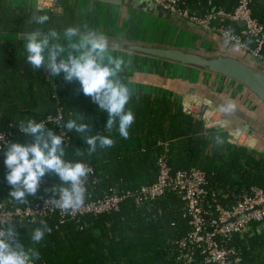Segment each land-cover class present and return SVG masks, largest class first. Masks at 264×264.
<instances>
[{
  "label": "trees",
  "instance_id": "1",
  "mask_svg": "<svg viewBox=\"0 0 264 264\" xmlns=\"http://www.w3.org/2000/svg\"><path fill=\"white\" fill-rule=\"evenodd\" d=\"M237 5L238 0H180L179 7L189 15L204 18L219 11L231 13ZM248 6L252 18L264 27V5L249 0ZM38 15H47L48 20L39 24L33 12L23 5L0 0V132L8 134L9 142H32L20 133L17 126L21 120L44 121L46 128L59 133L63 129L58 124L79 113L85 123H90L89 134L109 135L114 141L111 147H98L89 153L81 135L65 134V159L83 161L92 170L87 176V188L93 198L101 197L110 188L125 193L152 184L157 176L156 162L162 155L172 172L195 168L205 173L208 203L231 206L251 189H264V155L243 146L213 142L203 121L184 112L178 102L167 96L130 92L126 110L130 109L135 119L128 138L121 137L115 125L106 129L107 114L80 91V85L54 87L45 69L30 66L17 42L9 37L35 29L61 35L70 26L82 31L87 28L98 32V28L83 20L76 7L67 5L61 15ZM220 24L237 35L241 33L237 23H212L216 27ZM144 35L146 31L133 24L121 33L127 40H141ZM242 40L253 46L251 39L242 36ZM196 86L192 89L204 95ZM57 116L58 123L50 121ZM252 133L257 135V129ZM6 172L1 156L0 198L11 199ZM59 184L58 176L48 172L36 195L28 196L23 204L13 201L22 207L33 205L40 196L55 195L52 189ZM42 221L50 231L38 244H33L30 236L41 221L14 224L21 242L39 252L36 264H173L178 242L191 231L190 218L174 193H166L143 206L127 199L117 212L87 217L79 223H59L57 217ZM259 226L262 229L254 227L249 234L232 236L226 243V248L236 251V264H264V223Z\"/></svg>",
  "mask_w": 264,
  "mask_h": 264
},
{
  "label": "clouds",
  "instance_id": "2",
  "mask_svg": "<svg viewBox=\"0 0 264 264\" xmlns=\"http://www.w3.org/2000/svg\"><path fill=\"white\" fill-rule=\"evenodd\" d=\"M35 19L43 24L48 16L38 15ZM24 41V55L30 66L47 69L52 76L63 74L67 82L76 80L80 91L91 97L99 110L107 114L106 129L111 130L115 125L119 135L128 138V130L135 119L133 112L126 110L130 90L118 75L123 60L109 51L104 34L72 26L64 30L63 36L54 31L46 34L35 29L24 36ZM231 107L229 105V109ZM58 125L63 129L59 133L46 128L44 121L35 119L21 120L16 125L20 133L30 137L32 142H8L4 151L5 180L11 188L9 197L12 200L26 203V198L36 195L41 187L42 177L54 172L60 184L52 189L56 195L52 203L65 211L83 205L90 168L83 161L65 159V134L74 132L81 135L89 153L98 147H111L114 141L109 135L89 134L90 123H85L79 113ZM40 225L31 232L33 244H38L50 231L46 222L41 221ZM18 235L13 223L0 230V264H36L39 252L35 247H26Z\"/></svg>",
  "mask_w": 264,
  "mask_h": 264
},
{
  "label": "built area",
  "instance_id": "3",
  "mask_svg": "<svg viewBox=\"0 0 264 264\" xmlns=\"http://www.w3.org/2000/svg\"><path fill=\"white\" fill-rule=\"evenodd\" d=\"M150 1L211 32L226 42L238 46L244 55L254 59L264 69V55L262 54L264 27L252 18L248 6L249 0H238L237 7L231 13L219 11L208 14L204 18L189 15L187 11L179 7L180 0ZM36 6L40 12L64 13L62 0H37ZM214 21L220 23L243 22L244 27L240 35H237L221 24L217 27L213 26ZM242 36L251 39L253 46L244 43ZM210 104L212 105V103ZM210 104L201 97L186 94L180 105L184 112L197 119H199L201 109L204 107L205 111L201 121H203L205 129L208 130L215 127L213 125L214 111ZM193 106L199 108L197 113L192 111ZM214 110L222 114L219 109L215 108ZM222 118L221 122L228 121L224 116ZM59 120V116L50 119L53 123H58ZM206 123H209L211 127L207 126ZM238 131L240 132V130L227 132L240 134ZM0 136H3L0 137L1 157L6 151L9 137L4 132H0ZM248 141L250 139H247ZM247 142L245 143L247 144ZM242 146L250 149L247 145ZM156 166L155 181L152 184L143 185L133 192L120 193L117 189L110 188L101 197L93 198L88 191V178H86L84 203L78 209L67 211L59 209L52 203L56 195L40 196L33 205L26 207L17 205L9 198H0V230L4 229L8 223L25 225L49 217H57L59 223L66 221L79 223L87 217L117 212L121 204L127 199L133 200L136 206H143L163 197L166 193H174L181 199L185 214L190 218L191 231L178 242V253L173 264H236L238 261L236 251L226 248L225 245L232 236L243 237L249 234L254 227L264 223V189L257 187L251 189L249 193L243 195L231 206H223L217 202L208 203L206 202L208 194L204 187L206 175L203 171L194 168L189 171L172 172L166 163L165 155L158 158ZM89 174H92L91 169Z\"/></svg>",
  "mask_w": 264,
  "mask_h": 264
},
{
  "label": "crops",
  "instance_id": "4",
  "mask_svg": "<svg viewBox=\"0 0 264 264\" xmlns=\"http://www.w3.org/2000/svg\"><path fill=\"white\" fill-rule=\"evenodd\" d=\"M11 3H17L23 5L28 10L33 12V7L35 5V0H4ZM77 1L78 0H71ZM258 3L264 5V0H255ZM84 5L91 4L92 6H106L103 4L96 3H87L82 2ZM115 10H122L125 12V15L134 16L136 15V19L142 18V20H153L158 23L163 24V30L161 29L157 33H152V40H143L146 42L163 44L168 46L182 47L199 51H222L226 53H231L238 57L244 58L252 63H255L254 59L248 58V56L244 55L241 49L238 46L232 45L225 40L221 39L216 35L206 34L204 32L198 33H188L175 27L166 24L162 21H157L151 17H147L141 13L136 11L126 10L124 8L112 7ZM39 13H42L39 11ZM131 18V17H130ZM132 23H135L132 19ZM138 23V22H136ZM136 25V24H135ZM137 26V25H136ZM47 34V33H46ZM150 34H148L149 36ZM63 36V34L59 35ZM13 42H17V45L20 47V51L24 54V40L19 39L18 37H11ZM141 41V40H140ZM74 52V50H72ZM110 51V50H109ZM114 56L121 58L123 60L122 70L118 74L121 82L129 87L130 92H141L148 93L150 95L156 96H167L170 99L178 102V97L180 95H184L192 86H196L197 82H193L188 78H184L182 76H172L169 75L165 69L170 68L174 69L176 67H172L165 64H159L154 61L145 60L138 57H133L127 54H122L114 51H110ZM169 70V69H168ZM46 73L49 76V81L55 87L66 84L70 86H77L79 83L76 80H72L71 82H67L63 79V74L59 76H52L50 72L45 69ZM212 80V79H210ZM195 81H198L197 79ZM204 88H208L212 94L216 95L219 99L224 100L225 111L227 115H232V125L241 126L245 124L247 129L250 131H254V129H258L261 132L259 135L263 134L264 127V108L261 106L258 101L253 99L248 93L244 92L240 88L231 84L230 82H226L220 79H214V81L205 82L204 80L198 81ZM212 82V83H211ZM228 84V85H227ZM136 88L138 90H132ZM202 94L205 92V89L200 91ZM209 94V93H207ZM210 95V94H209ZM222 96V97H221ZM224 97V98H223ZM229 105L232 107L229 109ZM231 123V121H229ZM218 134H210V138L213 142L218 140L216 137ZM250 144L252 147L256 143L254 137L249 136ZM219 143V142H218ZM221 144V143H219ZM250 147V148H252ZM252 150V149H251ZM260 155H264L263 151H259Z\"/></svg>",
  "mask_w": 264,
  "mask_h": 264
},
{
  "label": "water",
  "instance_id": "5",
  "mask_svg": "<svg viewBox=\"0 0 264 264\" xmlns=\"http://www.w3.org/2000/svg\"><path fill=\"white\" fill-rule=\"evenodd\" d=\"M78 1L109 5L112 7H119L130 11H136L147 17H151L157 21L165 22L166 24L171 25L176 29L191 34L204 32L206 34L213 35L211 32L206 31L199 26L183 19L175 13L165 9L164 7L156 5L150 0ZM36 3L37 0H35V5L33 7V15L35 17H37L39 14ZM237 24L241 28L244 27L243 22H239ZM25 35H19L16 36V38L18 37L19 39L24 40ZM105 37L107 38L110 51L154 61L159 64H165L187 71H193L201 76H205L211 79H220L226 82H230L244 92L248 93L264 108V69L256 62L252 63L244 58L222 51L206 52L140 40H127L111 36ZM196 87L201 90L205 89L204 95H200V93H197L194 89H192V87H190L186 94L201 97L213 103L215 107L222 112L223 116L228 119V121H231V126L227 128V131L241 130L247 135L251 137L253 136L256 140V143L252 147V150L258 153H260L259 151L264 152V127L262 135H259L261 133L259 129L258 134L254 135L252 131L247 129V126L245 124L241 126L232 125V115H227L223 103L226 98L219 99L216 95L212 94V92H210L208 88H204L202 85L200 86L198 81ZM207 93H209L210 95ZM186 94L180 95L178 97L179 104L182 103L183 98ZM206 94L207 97L209 96L208 98L205 97ZM218 101H220V103ZM204 111L205 108L203 107L199 116L200 120L202 119Z\"/></svg>",
  "mask_w": 264,
  "mask_h": 264
},
{
  "label": "rangeland",
  "instance_id": "6",
  "mask_svg": "<svg viewBox=\"0 0 264 264\" xmlns=\"http://www.w3.org/2000/svg\"><path fill=\"white\" fill-rule=\"evenodd\" d=\"M19 5L22 6L21 4H19ZM66 5L70 8L76 7L79 10L80 17H82L83 20H86V21L88 20L90 22V24L92 23L93 28H95V27L98 28V33H102L105 36L122 38V36H121L122 31L124 29H127L130 25L136 24L137 26L141 27L143 31L144 30L146 31V35H144V37L140 38L141 41L147 40V38H148V40H152V38H153L151 35L152 33L155 34V33L159 32L161 29L162 30L164 29L163 24H161V23H158V22L153 21V20L151 21L148 19L142 20V18L136 19V15H134V16H130L127 14L125 15V12L122 10H115L112 8H105L103 6H97V5L92 6L91 4L84 5L82 2H79V4H78V2L71 1V0H64L63 8H65ZM43 13L49 14L47 12H43ZM55 15H61V14H55ZM132 19L134 20L135 23H132ZM136 22H138V23H136ZM150 30H151V33L148 36V34H149L148 32ZM164 69L169 75L182 76L184 78H188L189 80H191L193 82H197V81H195L196 79L198 81L204 80L205 82L214 81V79L210 80L211 78L201 76V75H199L193 71H187V70L180 69V68L170 69L168 67L166 69L165 66H164ZM132 90H138V89L133 88ZM207 102H209V104L211 103L208 100H207ZM215 108H216L215 105L212 103L211 109L214 111V113H213V122H214L213 125H215V127L208 129V131H211L210 134H212V135L218 134V136H216L218 138V140L216 139L215 143L219 142V143L231 144V145H235V146L247 145L248 147H252V145L250 144L251 142L250 141L247 142V139H249L247 137V134L244 133L243 131H241V130H240V132L238 131L240 134H238V133L235 134V132L228 133L226 131V128L230 127L231 124L226 119H224L226 121L221 122L220 120L223 119L222 118L223 116L219 112L215 111L214 110ZM191 109L195 113H197L199 111V108L196 106H193ZM220 124H221V126H219ZM206 125L210 126L209 123H206ZM235 138H236V140H234ZM245 142H247V144ZM260 229H262V227L258 226L257 230H260Z\"/></svg>",
  "mask_w": 264,
  "mask_h": 264
}]
</instances>
